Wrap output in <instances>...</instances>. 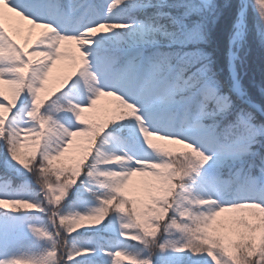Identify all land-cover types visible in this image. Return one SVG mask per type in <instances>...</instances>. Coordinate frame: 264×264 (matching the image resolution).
Instances as JSON below:
<instances>
[{
  "label": "snow or ice",
  "instance_id": "6c2138e0",
  "mask_svg": "<svg viewBox=\"0 0 264 264\" xmlns=\"http://www.w3.org/2000/svg\"><path fill=\"white\" fill-rule=\"evenodd\" d=\"M257 50L264 0H0V264H264Z\"/></svg>",
  "mask_w": 264,
  "mask_h": 264
},
{
  "label": "trees",
  "instance_id": "16d2710c",
  "mask_svg": "<svg viewBox=\"0 0 264 264\" xmlns=\"http://www.w3.org/2000/svg\"><path fill=\"white\" fill-rule=\"evenodd\" d=\"M242 75L246 82L252 81L259 83L264 80V58L261 57L258 50L248 61L247 67L244 68Z\"/></svg>",
  "mask_w": 264,
  "mask_h": 264
},
{
  "label": "rangeland",
  "instance_id": "374dc122",
  "mask_svg": "<svg viewBox=\"0 0 264 264\" xmlns=\"http://www.w3.org/2000/svg\"><path fill=\"white\" fill-rule=\"evenodd\" d=\"M26 34V33H25Z\"/></svg>",
  "mask_w": 264,
  "mask_h": 264
}]
</instances>
